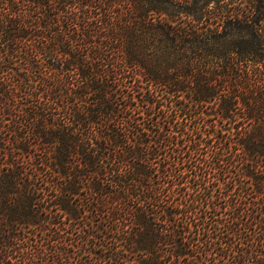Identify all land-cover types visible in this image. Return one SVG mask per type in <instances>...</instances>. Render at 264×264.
Masks as SVG:
<instances>
[{
    "label": "trees",
    "instance_id": "obj_1",
    "mask_svg": "<svg viewBox=\"0 0 264 264\" xmlns=\"http://www.w3.org/2000/svg\"><path fill=\"white\" fill-rule=\"evenodd\" d=\"M189 2L0 0V264H264V24Z\"/></svg>",
    "mask_w": 264,
    "mask_h": 264
},
{
    "label": "rangeland",
    "instance_id": "obj_2",
    "mask_svg": "<svg viewBox=\"0 0 264 264\" xmlns=\"http://www.w3.org/2000/svg\"><path fill=\"white\" fill-rule=\"evenodd\" d=\"M194 0H190L192 4ZM207 3L204 11H202V4ZM253 0H195V18L209 19L210 21H217L218 19H261L264 24V0L258 3ZM257 6V9L252 6ZM174 8V13H177L179 19H191L185 17L183 13L184 6L178 5ZM202 11V12H201ZM236 38V37H235Z\"/></svg>",
    "mask_w": 264,
    "mask_h": 264
}]
</instances>
